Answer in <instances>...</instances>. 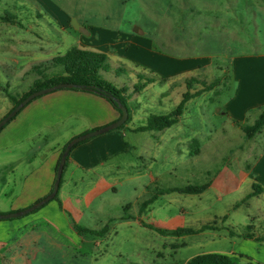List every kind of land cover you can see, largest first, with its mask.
Returning a JSON list of instances; mask_svg holds the SVG:
<instances>
[{"label":"crops","instance_id":"obj_1","mask_svg":"<svg viewBox=\"0 0 264 264\" xmlns=\"http://www.w3.org/2000/svg\"><path fill=\"white\" fill-rule=\"evenodd\" d=\"M240 2L241 0H206V8L196 13V16L204 18L206 33L227 36L216 41L219 49L248 48L244 45V38L239 36L244 33L240 30L244 18V13L238 9ZM246 3L251 6L258 19L249 23L255 27L251 33L260 34L261 24L264 25V22L259 21L264 17V0H248ZM254 41L256 44L263 43L257 37ZM255 49H264V46L258 45ZM151 55L163 79L148 85L141 93L133 91L137 76L134 75V80H130L128 105L132 107V119L129 125L85 140L72 150L63 173L58 200H52L19 218L0 220V264H86V255H90L93 261L87 264H95L99 263L100 257L105 258L110 242L111 264H164L160 258L167 246L159 244L157 250L156 246L165 237L189 239L187 243L172 244L171 248L175 251L186 247L197 248V252L190 258L170 264H186L194 257L208 254L242 255L249 258L251 264H264V168L263 171L257 169L264 157L260 159L258 156L253 157V154L251 162L257 161L252 168L244 167L245 158L241 152H233L226 165L217 172L214 171L219 179L217 191L212 182L204 179L193 185H208L203 193L186 194L201 196L207 200V192L219 193L215 194L216 200L210 198L211 210L220 206L215 214H210L209 217L200 215L191 220V227L188 228L196 230L195 234L165 236L147 222L142 210L135 214L125 211L123 215H108L98 205L95 209L103 210L99 213L103 215L100 219L102 224L87 229L98 232L106 230V233L97 236L79 232L78 227H81L83 220L72 217L71 212L76 211L75 204L80 202L79 198H85L87 207L90 208L92 204L95 206L97 199L111 190V185L108 184L99 188V182L105 178L111 180L112 174L115 176L121 171L128 174V180L134 181L135 189L138 190V186L146 195L154 191L162 193L165 189L175 188L180 182L195 180L196 175H204V172L190 173L183 168L191 160L197 162L200 155H205L199 146L193 148L199 139L207 140L204 152L211 159L217 153L216 146L227 144L225 142L242 140L252 145L255 138L261 136L264 142V128L258 136L250 139L245 137L242 130L258 118L259 114H256L249 120L252 111L264 109V67H257L259 59L253 60L251 64L247 63L245 68L242 65V69L236 65L240 58L234 59L232 66L235 67L234 80L238 83V88L225 104V109L220 110V115L225 116L227 121L219 126L213 125L208 133L203 128L186 132L188 123L185 111L178 123L163 131L134 132L133 129L145 126L149 119L139 101L148 106L156 105L160 110L155 113L167 116L181 103L187 92V81L196 78L197 71L211 66L210 60H180L156 56L154 53ZM3 61L0 59V65H5ZM49 67H53L51 63ZM17 76L19 80L21 75L18 73ZM156 84L160 85L157 91ZM201 89L200 87L199 90ZM149 93L154 100L148 98ZM209 93H214V90L203 92L187 104ZM8 99L4 87L0 85V121L13 109L10 99L9 102L4 101ZM119 119L120 113L107 100L81 91L58 90L28 105L0 133V215L24 211L48 196L55 183L57 165L65 146L73 139L111 125ZM75 121H81L83 125L78 126ZM70 122L75 123L68 128L67 124ZM136 122L142 124L137 125ZM213 122L210 124H214ZM63 126L67 128L62 130ZM56 132L61 133L59 137L46 142L44 146L32 143L45 133ZM129 134L138 136L128 140ZM126 155L129 156L125 157ZM115 167H118L116 171ZM255 187L260 190L259 194L242 203L256 191ZM137 203L135 207H138ZM132 205L127 204L126 209ZM190 208V205L182 206L180 212L191 217ZM244 208L248 212L240 215ZM208 225L210 228L205 229ZM227 225L231 229L226 228ZM192 237L199 239L193 240ZM176 246L179 248L176 249Z\"/></svg>","mask_w":264,"mask_h":264},{"label":"rangeland","instance_id":"obj_2","mask_svg":"<svg viewBox=\"0 0 264 264\" xmlns=\"http://www.w3.org/2000/svg\"><path fill=\"white\" fill-rule=\"evenodd\" d=\"M246 1L248 0H241V6L238 8L244 13L243 24L240 27L244 33L239 36L244 38V45L248 48L227 50L219 49L216 43L227 36L221 33H206L204 18L196 16L199 10L206 8L208 3L206 0H0V59H3L5 64L0 65V85L4 87L9 99L21 98L32 89L34 80L39 79L34 70L35 67L41 66L43 74L51 77V74H55V68L49 67L50 63L72 48L103 54L107 58L109 67L100 71L102 78L118 89L127 90L130 88V80H134L133 76H136L135 72L155 78V83L163 79L156 68V61L151 55L153 53L156 56L175 57L180 60H210L211 66L197 71L196 78L207 83H213L218 79L221 82L219 87L214 90V93H209L193 103L190 102L185 108V118L188 123L185 131L191 133L194 128L196 130L203 128L208 133L210 128L214 127L213 125L219 126L220 123L227 121L225 116L220 115L222 112L220 110L225 109V104L234 96L238 88V83L234 80L235 67L232 66L234 59H241L236 63L239 69H242V65L245 68L247 63L251 64L255 59H259L257 67H264V49H255L258 45L264 46V25L261 24L260 27L262 33L255 35L251 33L255 27L249 23L257 18ZM259 21L263 23L264 17ZM256 37L263 43L256 44L254 41ZM18 73L19 76L21 75L19 80ZM200 87L202 88L201 85H194L196 90ZM159 88L160 85L156 84L155 91ZM150 93L147 94L148 98L154 100ZM9 99L4 101L9 102ZM10 102L13 105L12 99ZM139 102L149 117L163 115L155 113L160 110L156 105L148 106L144 102ZM128 107L132 108L130 105ZM130 112L132 114V111ZM259 112L261 111H252L249 120H252L256 114H260ZM75 122H70L67 127L69 128L72 123L78 126L83 125L81 121ZM136 124L142 123L136 122ZM67 127L63 126L61 129ZM60 134V132L45 133L32 143L35 146H44L46 142L53 141ZM136 136L138 135L129 134L127 139L132 140ZM206 143V139H199L195 143L193 148L199 146L205 155H200L201 158H198L197 162L191 160L190 164L183 167L186 172L195 171L197 174L204 172V175H196L195 180L180 182L175 188L165 189L166 191L191 187L204 179L212 182L213 188L217 191L219 179L216 172L226 165L233 152L234 154L241 152L245 158L246 169L255 165L257 160L251 162L253 157L258 156L260 159L264 157L262 136L255 138L252 145L242 140H232L225 142L227 143L225 145H218L217 153L212 159L204 152L207 148V145H204ZM262 161L261 166L257 167L259 171H263L264 168V160ZM115 165L117 166V163ZM117 168L115 167V171ZM107 184L111 185V190L107 195L98 198L95 206L92 204L90 208L87 207L85 198H79L80 202H76V211L71 214L74 219L83 220L80 228L87 229L90 226L102 224L100 219L103 215L99 213L103 210H96L97 205L103 207L108 215H123L125 211L128 214H135L142 210L147 222L154 225L153 228L157 231H174L191 227L190 222L196 216L209 217L220 209V206H217L211 210V199L216 200L215 194H219L217 192H207V200L201 196H188L177 192L163 193L164 191L157 193L154 190L153 193L146 195L138 186V190L135 189L134 181L128 180V174L125 175L123 171L115 176L112 174L111 180L105 178L100 181L98 187L102 188ZM129 203L133 205L126 209ZM135 203L138 207H135ZM186 205L191 207L189 209L191 217L180 212L181 207ZM247 212L248 209L244 208L240 211V215ZM226 228L231 229L229 225ZM192 239L199 238L192 237ZM187 242H189L188 238L183 240L173 237H165L164 241L157 242L156 250L162 243L167 246L160 261L170 264L193 256L197 248L186 247L178 251L171 248L172 244ZM99 254L101 256V253ZM86 256H88L87 264L92 261V258L90 255ZM149 256L153 257L151 253ZM95 264H111V242L105 258L100 257L99 263Z\"/></svg>","mask_w":264,"mask_h":264},{"label":"trees","instance_id":"obj_3","mask_svg":"<svg viewBox=\"0 0 264 264\" xmlns=\"http://www.w3.org/2000/svg\"><path fill=\"white\" fill-rule=\"evenodd\" d=\"M51 64L53 68H55L54 71L55 74L53 75L51 74V77H48L43 74V72L41 71L42 68L41 66L34 68V70L39 76V79L35 81L32 89L28 93L23 95L21 98L19 99L10 98L13 100V109L11 110V112L29 95L37 91L43 90L45 88L54 87L59 84L69 83V84L78 85V87L74 89H62V90L81 91L102 97L105 100H107L120 113V119L122 118V112L119 107V103L126 106L129 111V118L121 128H125L131 122V112H130L131 110L128 107V101L130 98V95L128 94L129 91L125 88L122 89L116 88L111 83L103 79L101 76L100 71L105 70L107 67H109V64L107 63V58L103 54L85 51L79 48H72L65 55L53 59V62ZM136 76H137V83L133 87L134 93H141L147 88L148 85L156 82L155 78H150L140 73L136 74ZM220 83L221 82L218 79L215 80L213 83H207L204 81H200L198 78L195 77L191 78L189 81H187V92L183 95V99L181 103L171 114L167 116H151L149 117L147 124L145 126L133 129V131L137 133L144 131H163L173 126L174 124L178 123L179 119L181 118V116L185 111L187 103L190 100L200 96L203 92L215 90L216 88L219 87ZM194 85H201L202 89L196 90L194 89ZM39 98L41 97L34 99L28 105H30L32 102L36 101ZM26 107H24L13 119H11V121L8 122V124H10ZM5 127H3L0 130V133ZM263 128H264V109H261V112L258 118L256 119V121L252 125L243 127L242 130L244 132L245 137L247 139H250L258 135ZM83 142L76 144L72 148V150ZM67 145L65 146L64 151ZM72 150L70 151V154ZM68 160L69 157L67 158V162ZM60 161L61 158L57 165V170ZM67 162L65 165V169L67 166ZM57 170H56V178H57ZM53 187L50 193H52ZM207 188L208 185L199 186V187L191 186L186 188L170 189L165 191L164 193L177 192L180 194L198 195L203 193ZM255 190L256 191L247 198H245L242 201V203H245L248 200V198L258 195L260 190L258 189V187H255ZM43 199H45V197L42 198L41 200ZM53 200H58V194ZM204 228L205 229L210 228V225L205 226ZM78 230L79 232L91 233L94 235L96 234L102 235L106 233V230H102L101 232L100 231L98 232L90 229H82L80 227H78ZM158 231L163 235H173L177 237H182L185 235L197 233L196 230L189 228H179L174 231H161V230ZM175 248H179V246H176ZM249 260H250L249 258L244 257L242 255L230 256L225 254H208V255H200L194 257L186 264H251Z\"/></svg>","mask_w":264,"mask_h":264},{"label":"water","instance_id":"obj_4","mask_svg":"<svg viewBox=\"0 0 264 264\" xmlns=\"http://www.w3.org/2000/svg\"><path fill=\"white\" fill-rule=\"evenodd\" d=\"M78 85L75 84H59L57 86L54 87H49V88H45L43 90L37 91L31 95H29L25 100H23L8 116H6L3 120L0 121V130L5 127L8 122L11 121V119H13L24 107H26L31 101H33L34 99L38 98V97H42L44 95H47L49 93L58 91V90H62V89H74L77 88ZM119 103V102H118ZM119 107L121 109L122 112V118L119 119V121L108 125L106 127H103L101 129L86 133L84 135H81L75 139H73L66 147L62 157H61V161L57 170V178L56 181L54 183V187H53V191L52 193H50L48 196L45 197V199L39 201L38 203H36L35 205H33L32 207L24 210V211H20V212H16V213H10V214H5V215H0V220H8V219H14V218H19L21 216H24L28 213L34 212L37 209L41 208L42 206L46 205L48 202L52 201L57 194L59 193V189H60V184L62 181V177H63V173H64V169H65V165L67 162V158L69 157L70 151L72 150V148L80 143L83 142L87 139H91L93 137H97L103 134H106L112 130L121 128L128 120L129 118V111L128 108L122 104L119 103Z\"/></svg>","mask_w":264,"mask_h":264}]
</instances>
